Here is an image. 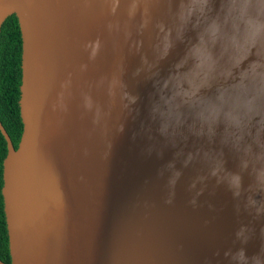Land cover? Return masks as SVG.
<instances>
[{"label":"water","instance_id":"95a60500","mask_svg":"<svg viewBox=\"0 0 264 264\" xmlns=\"http://www.w3.org/2000/svg\"><path fill=\"white\" fill-rule=\"evenodd\" d=\"M137 3L146 20L167 19L151 0H0V26L13 15L20 37L15 148L0 123L9 264H220L238 229L248 257L264 264V216L237 211L223 187L193 208L187 184L195 169L184 171L173 204L164 203L157 172L173 150L147 157L146 139H132L147 115L150 84L135 89L141 116L112 148L119 105L109 83L115 86L122 65L130 73L138 63L132 45L143 39L148 51L154 36L138 35ZM95 41L101 47L91 58ZM182 54L181 46L162 72Z\"/></svg>","mask_w":264,"mask_h":264},{"label":"clouds","instance_id":"9594fccd","mask_svg":"<svg viewBox=\"0 0 264 264\" xmlns=\"http://www.w3.org/2000/svg\"><path fill=\"white\" fill-rule=\"evenodd\" d=\"M151 3L162 6L167 19L146 20L137 3L138 35L153 32L152 43L144 51L143 39L137 40L132 49L138 63L130 73L122 65L115 86L109 83L119 105L112 148L127 123L141 116V97L135 89L150 84L147 115L132 139H146L142 154L147 157L163 158L166 150H173V158L157 172L164 182V203L173 204L184 171L192 168L195 175L187 191L193 208L201 206L200 198L210 189L223 187L237 211L264 216L257 211L264 204L260 179L264 172V0ZM181 46L183 54L164 74L161 65ZM100 47V41L90 45L91 58ZM227 155L234 159L235 169L227 167ZM247 243L238 229L220 264H255L256 258L248 257ZM215 255L221 257L220 252Z\"/></svg>","mask_w":264,"mask_h":264},{"label":"trees","instance_id":"16d2710c","mask_svg":"<svg viewBox=\"0 0 264 264\" xmlns=\"http://www.w3.org/2000/svg\"><path fill=\"white\" fill-rule=\"evenodd\" d=\"M20 37L13 15L5 18L0 26V123L13 147L19 139L21 122L18 114V85L20 81ZM5 142L0 135V187L1 161L5 155ZM0 261L9 264L7 236L0 195Z\"/></svg>","mask_w":264,"mask_h":264}]
</instances>
